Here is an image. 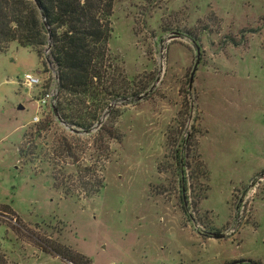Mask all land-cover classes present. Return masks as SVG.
Instances as JSON below:
<instances>
[{
  "label": "rangeland",
  "instance_id": "1",
  "mask_svg": "<svg viewBox=\"0 0 264 264\" xmlns=\"http://www.w3.org/2000/svg\"><path fill=\"white\" fill-rule=\"evenodd\" d=\"M113 23L112 53L141 89L115 139L59 125L34 164L19 151L56 70L47 49L0 54V254L75 264L50 245L78 264H264V0H115ZM28 74L42 86L23 88Z\"/></svg>",
  "mask_w": 264,
  "mask_h": 264
},
{
  "label": "trees",
  "instance_id": "2",
  "mask_svg": "<svg viewBox=\"0 0 264 264\" xmlns=\"http://www.w3.org/2000/svg\"><path fill=\"white\" fill-rule=\"evenodd\" d=\"M114 7L115 0H0V54L7 53L13 43L36 50L41 58L47 49L46 66L54 68L58 77L55 108L59 118L50 109L35 132L26 135L33 141L19 151L25 163L34 164L45 156V147L38 142L59 125L75 138L99 128L102 144L115 139L114 122L141 89L131 82L123 62L111 50ZM103 115L109 118L105 125L101 123ZM60 143L71 157L73 148L67 139ZM75 160L78 162L77 157ZM48 247L63 260L78 264L70 250ZM79 258L83 264H91ZM0 264H8L1 254Z\"/></svg>",
  "mask_w": 264,
  "mask_h": 264
},
{
  "label": "built area",
  "instance_id": "3",
  "mask_svg": "<svg viewBox=\"0 0 264 264\" xmlns=\"http://www.w3.org/2000/svg\"><path fill=\"white\" fill-rule=\"evenodd\" d=\"M49 55V51L47 50V56ZM43 84V81L34 75L28 74L24 77V79L20 82V85L27 89V90H33L37 87H41ZM51 88L48 92L41 95L40 98L37 100L38 104V110L37 113L33 119V124H39L41 122L40 118V111L42 109H52L53 106H56L58 95H59V84H58V77L56 71L53 72V79L51 83Z\"/></svg>",
  "mask_w": 264,
  "mask_h": 264
},
{
  "label": "water",
  "instance_id": "4",
  "mask_svg": "<svg viewBox=\"0 0 264 264\" xmlns=\"http://www.w3.org/2000/svg\"><path fill=\"white\" fill-rule=\"evenodd\" d=\"M198 53H200V52L198 51ZM196 71H197V67L195 68V71H194V73H193V75H192V78H191V85L193 84L194 76H195ZM144 97H145V96L139 97V98H138V101L142 100ZM23 109H24L23 106H20V110H23ZM52 109H53L55 115L59 118V114H58V112H57L55 106H53ZM213 238H214V239H220V238H222V237H219L218 235H213Z\"/></svg>",
  "mask_w": 264,
  "mask_h": 264
}]
</instances>
